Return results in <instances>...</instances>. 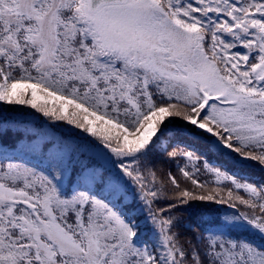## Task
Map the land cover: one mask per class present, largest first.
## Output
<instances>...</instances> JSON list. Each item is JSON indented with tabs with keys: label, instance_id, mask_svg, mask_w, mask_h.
I'll list each match as a JSON object with an SVG mask.
<instances>
[{
	"label": "snow or ice",
	"instance_id": "snow-or-ice-1",
	"mask_svg": "<svg viewBox=\"0 0 264 264\" xmlns=\"http://www.w3.org/2000/svg\"><path fill=\"white\" fill-rule=\"evenodd\" d=\"M0 264H264V0H0Z\"/></svg>",
	"mask_w": 264,
	"mask_h": 264
},
{
	"label": "trees",
	"instance_id": "trees-1",
	"mask_svg": "<svg viewBox=\"0 0 264 264\" xmlns=\"http://www.w3.org/2000/svg\"><path fill=\"white\" fill-rule=\"evenodd\" d=\"M41 119H43L42 117H41ZM6 143H8V144H11L12 143V139H11V134H9V137L6 139V141H5ZM159 167H163L165 170H167V165L165 164V165H159L158 164V168ZM242 175H245V176H247L248 178H250V179H254V180H260L261 179V173L259 172V170L258 169H255V168H253V169H249V170H247L245 173H243ZM214 179V178H213Z\"/></svg>",
	"mask_w": 264,
	"mask_h": 264
}]
</instances>
